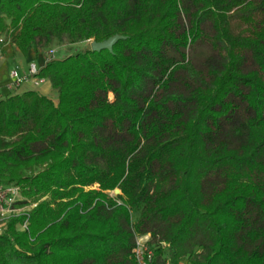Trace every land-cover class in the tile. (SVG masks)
Listing matches in <instances>:
<instances>
[{
    "label": "trees",
    "instance_id": "16d2710c",
    "mask_svg": "<svg viewBox=\"0 0 264 264\" xmlns=\"http://www.w3.org/2000/svg\"><path fill=\"white\" fill-rule=\"evenodd\" d=\"M115 35L35 62L56 102L0 99V185L36 204L0 264H135L143 235L158 264H264V0H0L35 61Z\"/></svg>",
    "mask_w": 264,
    "mask_h": 264
},
{
    "label": "built area",
    "instance_id": "2783aa9c",
    "mask_svg": "<svg viewBox=\"0 0 264 264\" xmlns=\"http://www.w3.org/2000/svg\"><path fill=\"white\" fill-rule=\"evenodd\" d=\"M0 59L3 56V48L8 46L0 39ZM48 60L54 59V51L46 53ZM39 68L35 62H31L27 67V76L20 77L17 71L10 73L11 87L19 89L28 80L30 82H39L41 79L37 78ZM22 201L21 189L15 185H0V235L6 229L10 219L20 215H26L29 211L36 207V204H28L23 207H17L18 203ZM22 230L27 229V221L22 224ZM149 235L137 236L135 238V247L133 249V259L135 264H158L155 259L153 250L148 246ZM159 264H170L168 261ZM184 264V263H183Z\"/></svg>",
    "mask_w": 264,
    "mask_h": 264
},
{
    "label": "crops",
    "instance_id": "0c3cea01",
    "mask_svg": "<svg viewBox=\"0 0 264 264\" xmlns=\"http://www.w3.org/2000/svg\"><path fill=\"white\" fill-rule=\"evenodd\" d=\"M44 58L45 57L41 56L38 60L36 58L35 61V57L32 53L27 57H23L14 49L5 46L3 48V56L0 59V99L9 95L21 93L25 90H36L45 96L54 97L53 90L51 89L49 82L46 80H40L36 86L32 85L28 80L19 89L11 87L10 73L12 71H17L20 77L25 78L27 76L28 63L31 62V60L40 63Z\"/></svg>",
    "mask_w": 264,
    "mask_h": 264
},
{
    "label": "rangeland",
    "instance_id": "374dc122",
    "mask_svg": "<svg viewBox=\"0 0 264 264\" xmlns=\"http://www.w3.org/2000/svg\"><path fill=\"white\" fill-rule=\"evenodd\" d=\"M90 44H91V42L89 41V42H84L81 44L70 45L66 41H62L61 43L53 44V45H50L49 47H46V48L41 47V46H37V48H38L39 53H40V56H39L40 58H41V56L46 57V53H48L49 51H54V58L55 59H61V58L70 56L76 52H80L82 50L90 49ZM37 48H35V49H37ZM31 62H33V61L31 60ZM31 62H29V63H31ZM30 83L32 85L36 86V85H38L39 82H37V84H36V82H30ZM51 99L56 102V97H52ZM109 195L114 196L115 195L114 191L110 192ZM133 217H135V216H133Z\"/></svg>",
    "mask_w": 264,
    "mask_h": 264
},
{
    "label": "water",
    "instance_id": "95a60500",
    "mask_svg": "<svg viewBox=\"0 0 264 264\" xmlns=\"http://www.w3.org/2000/svg\"><path fill=\"white\" fill-rule=\"evenodd\" d=\"M125 38L115 35L113 37H110L109 39L103 41V42H91L90 44V51L99 53L101 51H108L109 53L112 52L113 46L120 40H124ZM115 195L119 194L118 190L114 191Z\"/></svg>",
    "mask_w": 264,
    "mask_h": 264
}]
</instances>
